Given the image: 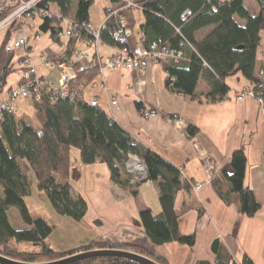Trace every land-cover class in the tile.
Here are the masks:
<instances>
[{"label": "trees", "instance_id": "1", "mask_svg": "<svg viewBox=\"0 0 264 264\" xmlns=\"http://www.w3.org/2000/svg\"><path fill=\"white\" fill-rule=\"evenodd\" d=\"M95 0H43L52 14L73 21H90L91 7ZM119 9L128 0H109ZM143 10L145 22L142 24L144 47L155 40H163L180 49L184 58L180 62L167 63L166 85L170 90L196 97L198 83L204 77L209 85L205 96L208 101L226 99L231 87L228 78L241 74L251 84L255 93L264 92V83L255 76L257 52L264 30V0H255L260 12L252 13L244 0H136ZM53 4L55 7H52ZM114 9H106L108 20L102 28L103 43L116 45L114 31L119 17L112 15ZM186 11L191 14L183 16ZM91 22V21H90ZM60 22L56 16L41 20L42 30H52L57 35ZM209 28L207 33L201 32ZM0 44V100L10 92L8 79L15 71H21L16 82L22 81L26 67L22 61L26 54L15 62V51H5V44L11 37V30L2 35ZM75 37H72V39ZM71 39V40H72ZM33 48L29 47V51ZM66 61L71 58L56 54ZM98 70L87 74L92 81ZM15 82V83H16ZM72 88L77 85L72 84ZM35 125H29L15 110L0 115V247L16 259L25 262H46L58 260L81 251L116 248L146 255L159 264H170L158 253H151L134 244H107L92 240L87 244L68 251L55 249L46 239L55 224L45 216L33 214L26 198L33 195L36 183L39 191L47 197L53 210L62 216L76 220L85 218L89 205L87 200L71 185V151L77 149L83 165L105 163L113 180L138 195V186L148 180L159 191L162 211L154 213L148 207L140 210V220L146 235L156 245L171 241L192 246L195 235H180L179 218L190 205L186 200L177 206L178 193L183 191L189 198L194 197L196 182L186 177L182 169L161 156L151 147L134 137L120 126L116 118L98 105H92L83 96L61 98L51 102L47 94L33 100ZM143 108L141 102L137 103ZM198 127L189 125V132L195 135ZM41 131V135L38 132ZM130 155L142 159L147 171V179L132 183V175L126 170ZM230 169L224 170L221 177L212 179V187L225 203L232 202L233 193L240 196L242 213L247 217L257 214L261 203L253 190L245 183L247 154L246 149H236L230 158ZM41 192L38 195H42ZM195 206H198L196 204ZM16 208L26 227L12 229L7 223V214ZM199 208V207H198ZM200 212H203L199 208ZM216 254V264H254L248 254L243 253L240 261L234 260L219 239L212 243ZM82 264H140L121 257H98L82 261Z\"/></svg>", "mask_w": 264, "mask_h": 264}, {"label": "crops", "instance_id": "2", "mask_svg": "<svg viewBox=\"0 0 264 264\" xmlns=\"http://www.w3.org/2000/svg\"><path fill=\"white\" fill-rule=\"evenodd\" d=\"M112 5L104 7L102 19L94 18L90 13V21L101 24L107 8L119 7ZM119 9L121 17L132 30L129 46L144 47L141 40L142 24L145 22L143 10ZM253 11L257 12V8ZM42 31L48 38L43 44L38 43L35 54L40 56H36L34 62L40 74L54 82H57L59 73L45 68L40 58L41 49L49 58L56 54L74 58L78 52H97L106 57L112 52L111 46L105 43L94 47L81 36L59 40L58 34L52 36L51 29ZM207 31L209 28L204 29L201 35ZM86 45L88 48L84 50ZM35 46L34 40L29 47ZM29 47L24 49L33 53L35 49L29 51ZM165 66L151 61L140 70L104 68L85 89L84 99H96L122 128L180 167L186 177L202 184L200 189H193L194 197L189 198L180 191L176 200L179 207L184 201L189 202V209L179 218V233L195 235V243L192 246L178 241L154 244L140 220L143 207L156 214L162 211L159 191L154 183H142L138 186V195L132 194L130 188L113 180L108 165H83L79 152H75V162L82 177L72 179L71 185L87 202V196H90V226L95 231L90 242L139 245L151 253L164 256L170 264H216L212 243L219 239L234 260L240 261L246 253L254 264H264V92L262 97L247 93L242 100L237 99L238 94L253 87L238 74L228 78L230 96L221 101L206 99L209 85L204 77L199 80L196 97L180 94L167 87ZM255 76L264 83V30L257 52ZM113 99L117 100V105L110 104ZM138 102L143 104L142 109L137 107ZM150 109L158 110L159 115L145 118L142 111ZM23 115L27 124L35 125L34 107L33 118L28 119L24 112ZM189 125L198 127L195 135L189 132ZM241 147L246 149L247 154L245 183L261 203L260 210L252 217L242 213L237 193H233L230 204H225L211 183L212 179L221 177L224 170L230 169L231 155ZM80 180L90 182V193L85 191V187L77 186ZM88 217L87 212L85 218Z\"/></svg>", "mask_w": 264, "mask_h": 264}, {"label": "built area", "instance_id": "3", "mask_svg": "<svg viewBox=\"0 0 264 264\" xmlns=\"http://www.w3.org/2000/svg\"><path fill=\"white\" fill-rule=\"evenodd\" d=\"M43 0H0V30H4L3 34L11 30V37L5 44V51L13 52L16 49L28 48L30 43L35 40L36 46L33 53L28 52L22 61V65L26 70L22 73V81L12 87L7 94L8 97L0 100V115L5 111H13L17 106L19 99L39 100L43 94H47L51 102H57L61 98H76V96H83L85 89L90 85L87 74L90 71L97 69L98 72L104 68H110L118 71L123 68L128 70H140L148 66L149 62H158L161 64L180 62L184 58V53L177 48L172 47L170 44L163 40H155L147 47H130L129 37L132 30L127 26L126 21L120 15V9H114L112 15L119 17V24L114 31V38L116 45L111 46L112 52L106 57H101L97 52L85 53L78 52L74 58L66 61H61L58 58H49L44 49H41V59L48 71L57 70L59 78L57 82L51 81L46 76L40 74L34 59L40 56L35 54L37 51L38 43L43 40V35L40 29L41 22L38 25L27 23V20L38 19L42 20L47 16H56L57 21L60 22L58 29L59 40L64 38H72L81 36L83 40L88 41L94 47L103 44L101 32L108 17H105L101 24H94L90 21H73L70 18H63L59 14H52L48 8L47 3H42ZM124 8H140L136 0H128ZM190 11H186L183 16L188 17ZM37 31H35V29ZM46 55V56H45ZM76 84L77 88H72V84ZM249 93L251 95L262 97V93H255L253 89H246L236 96L237 99L242 100L244 96ZM230 94L226 95L228 98ZM89 102L92 105H98L96 99ZM110 104L117 105V100L113 99ZM142 115L145 118L155 117L159 115L156 109L143 110ZM41 135V131L38 132ZM140 162L139 166L133 164L134 160ZM126 170L132 175V183L139 180L147 179V171L144 162L136 155H130L126 162ZM151 182V181H147ZM202 187L201 183L194 184V189L198 190ZM25 262L16 259L11 253H7L0 247V264H7L3 260ZM56 261V260H54ZM53 262V261H47ZM46 263V262H37ZM67 264H80L78 261L69 262Z\"/></svg>", "mask_w": 264, "mask_h": 264}, {"label": "rangeland", "instance_id": "4", "mask_svg": "<svg viewBox=\"0 0 264 264\" xmlns=\"http://www.w3.org/2000/svg\"><path fill=\"white\" fill-rule=\"evenodd\" d=\"M246 7L249 9V11L252 13L253 9L257 8V13L260 12V9L256 3L255 0H244ZM52 7H55L53 4H51ZM110 7L113 6L112 3L109 0H95L94 4L91 7V15L94 18L97 19H102L104 16V7ZM104 19V18H103ZM40 20L38 19H32V20H27V23H31L33 25H38L40 24ZM39 27L35 29L37 31ZM5 30V29H4ZM4 30H0V44L2 42V35ZM40 33L43 35V40L41 41V44L44 43V40L47 37L44 31L41 29H38ZM88 46L84 48L87 49ZM27 51L22 48V49H17L15 51V62H18L19 58L26 54ZM36 64V61H35ZM21 74V71H15L13 72L9 79H8V86H16L17 78H19ZM16 82V83H15ZM8 97L7 94L3 96L1 100H4ZM33 100L30 99H19L17 101V106L15 108V112L17 113L18 116L24 117L23 112L28 116V119L33 118V107H32V102ZM75 152H78L77 149H73L71 151V158L73 162L72 166V179L74 180L75 178L78 179V177H82L81 172L79 171L78 164L76 165L74 154ZM140 158V157H139ZM141 159V158H140ZM77 176V177H76ZM77 184L78 187H85V191L87 193H90V182L83 181ZM33 195L30 197L26 198V202L33 214H42L45 216L51 223L55 224V227L50 234V236L46 239V242L49 243L52 247L55 249L59 250H64L68 251L72 248L81 246L83 244H87L90 242V237L93 235L95 232L94 229L90 226V210L88 211L89 217L88 218H83L82 220H76L72 217L69 216H62L57 214L53 208L51 207L47 197L45 194L41 191L38 190L36 183L33 185ZM76 191V190H75ZM3 192V188L0 185V193ZM41 192L42 195H38ZM82 192V191H81ZM88 199V204L90 206V196H87ZM7 220L8 224L12 229L15 228H22L26 227L27 223L25 224L21 214L16 208H11L10 211L7 214ZM64 258V257H63ZM54 261V260H53ZM47 262V261H46Z\"/></svg>", "mask_w": 264, "mask_h": 264}, {"label": "water", "instance_id": "5", "mask_svg": "<svg viewBox=\"0 0 264 264\" xmlns=\"http://www.w3.org/2000/svg\"><path fill=\"white\" fill-rule=\"evenodd\" d=\"M98 257H121L138 262L140 264H159L158 262H156L155 260H153L152 258L146 255L124 249H116V248H100V249L81 251L72 255H68L56 261L46 262V263H22L17 261H10L7 259L3 261L7 264H67L69 262L78 261L80 264H82V261L86 259L98 258Z\"/></svg>", "mask_w": 264, "mask_h": 264}, {"label": "bare ground", "instance_id": "6", "mask_svg": "<svg viewBox=\"0 0 264 264\" xmlns=\"http://www.w3.org/2000/svg\"><path fill=\"white\" fill-rule=\"evenodd\" d=\"M133 164H135L136 166H139L140 165V162L139 161H136V159L134 160Z\"/></svg>", "mask_w": 264, "mask_h": 264}]
</instances>
